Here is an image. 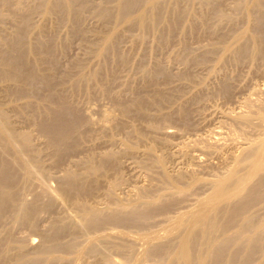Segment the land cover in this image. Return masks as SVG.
I'll return each instance as SVG.
<instances>
[{"label": "bare ground", "instance_id": "1", "mask_svg": "<svg viewBox=\"0 0 264 264\" xmlns=\"http://www.w3.org/2000/svg\"><path fill=\"white\" fill-rule=\"evenodd\" d=\"M194 2L201 4L200 10ZM215 2L100 0L95 4L92 0H0V264H87L88 257L93 258L92 264H139L148 259L156 264H264V136L250 142L226 172L212 180L165 175L161 157L150 156L149 145V166H157L156 174L167 182L168 191L152 193L154 189H142L135 199L115 200L112 190L117 183L113 180L108 191L111 201L104 207L94 205L88 197L101 177L114 167L117 154L108 151L99 155L93 152L94 148H87L74 160L75 168L66 169L73 153L97 133L96 120L84 114L82 104L95 100L96 94H111L109 84L116 77L117 67L126 62L127 49L122 51L116 46L120 32L133 30L140 42L147 34L163 42L171 32H177L179 47L186 50L187 37L195 33L197 25H205ZM239 5L236 11L245 18V26L233 30L228 39L217 41V63L229 57L234 62L253 60L264 54V0H242ZM86 12L99 20L100 28L86 29L82 18ZM215 14L219 20L231 18L220 10ZM34 15L39 16L36 21ZM87 31L92 37H87ZM77 36L83 40L81 47L91 60L77 57L71 61L75 72L69 77V86H65L57 81V61L67 51L70 38ZM143 71L149 77H169L159 66H145ZM224 91L227 92L226 85ZM79 92L81 98L76 97ZM166 96L154 90L147 98L160 103L167 101ZM114 105L115 110L105 115L111 131L121 129L118 116L141 111L145 102L138 97L130 104ZM178 113L183 114V109L179 108ZM258 115L264 118L263 112ZM140 129L138 124L129 126L137 138L142 136ZM34 133L42 136L41 146L34 143ZM127 140V149L132 150L134 143ZM54 167L66 170L53 192L46 185L45 175ZM192 192L197 195L193 207L170 219L163 234L149 233L156 214ZM26 194H31V199ZM56 198L72 206L76 223L65 215L54 216ZM43 212L53 214L48 215L47 229L41 230L39 216ZM130 227L141 230L139 236L145 248L140 253L127 240ZM106 228L115 231L108 233ZM82 230L93 234L80 243L78 233ZM24 231L34 235L38 232L39 243L31 245L29 234ZM114 254H119V261L111 259Z\"/></svg>", "mask_w": 264, "mask_h": 264}, {"label": "rangeland", "instance_id": "2", "mask_svg": "<svg viewBox=\"0 0 264 264\" xmlns=\"http://www.w3.org/2000/svg\"><path fill=\"white\" fill-rule=\"evenodd\" d=\"M92 1L96 4L100 0ZM241 1L242 0H214L216 3H214L215 11L213 10L212 13H208L209 16L205 18L207 21L205 20V25L203 27L197 25L198 28L195 27V33L187 37L186 50L180 49L177 32H171L168 38L165 41L163 40V42L159 41L151 34H147L145 38L142 39V43L133 30L120 32L116 40V46L122 51L127 49L125 51L126 62L119 68L117 67L116 77L113 79L115 81L112 80V85L111 82L109 84V88L112 87L110 88L111 94H108L109 96L106 94V96L104 94V96L96 94L94 97L95 100L91 99L88 103H81L83 105L84 114L96 120L94 129L95 132L97 131L95 134L96 137L84 141L83 150L80 149L79 152H74L73 154L75 155L71 156L70 162L68 161L66 163V169L75 168L74 160L79 159L89 148H94L93 152L99 155L108 151L117 154L118 158L114 167L110 169L105 176L101 177L93 194L88 197V200L94 205L104 207L109 201H111L108 191L110 189L109 182L113 180H116L115 182L117 183L115 186L116 189L114 188L112 190V195L115 200L135 199L138 197L140 190L142 189H154L152 193L159 190L163 191L164 189L165 191H168V188L166 187L168 186L167 182L156 174L158 171L157 166H149V157L147 156V147H149V145L151 149L150 156H153L154 158L161 157L162 169L165 175L176 178L179 174H183L184 178L187 179L195 176L205 180H212L217 176L224 174L233 164L234 158L239 156L253 141L264 136V118H260L258 115L259 112H263L264 114V54L262 56H257L253 60L244 58L240 60V62H234L230 57L226 58L227 60H224L221 63H217L216 61V55L219 49L214 45L217 41L223 38L228 39L233 30L241 29L245 26V18H243L240 12L236 11V7H238ZM197 3L198 2H194V5L196 4V9L200 10L201 4ZM219 10L228 13L231 18L229 20H219L217 14H215ZM38 17L39 16L34 15L33 20L36 21ZM82 18L84 26L86 25L85 27H87L86 29L101 27L99 20L92 14L86 12ZM233 27L235 29H233ZM58 28L60 29L61 27L59 26ZM60 30H62V28ZM201 30L203 32H201ZM86 35L87 37H92L89 31L86 32ZM81 40L82 39L78 36L70 38L67 51L64 54L62 53L59 61H57L56 68L58 71L56 75L58 78H56L58 82H63L65 86H69V77H72L75 72V67L71 64L74 59L77 57H86V59L89 58V60H91V57L85 53L81 47L83 45V40ZM144 45L145 47L142 48ZM135 48L137 50H135ZM141 49L143 50L141 51ZM133 50L136 52L133 53ZM192 56H194L195 59L194 57L192 58ZM145 66L162 67L168 72L169 77H160L154 74L150 77L146 76V72L143 71ZM188 68H190L189 70L191 73ZM254 71L257 72L253 73ZM66 72L68 74H65ZM223 75H225V77ZM155 79L157 80L155 81ZM152 81H154V85H151ZM160 81H162V83ZM223 85H226L227 92H223ZM143 86H145L146 89ZM231 86L233 87L231 88ZM228 88L230 89V92H228ZM154 90L164 92V94L167 95L165 98L167 101L164 100V102L153 103L151 99L149 100L147 97ZM129 92L131 94H129ZM140 93L143 96H140ZM79 94L80 95H76L77 98H81L80 96H82V93L79 92ZM105 97L107 98L105 99ZM138 97H141L145 102L142 110H132L133 112L127 114L125 117L118 116V121L122 122L121 129L119 130V128H117L118 130L113 129L114 132L111 131L108 126L109 123L105 119V115L115 110V107H113L115 106V102L130 104L134 98ZM179 108L183 109V114L178 113ZM98 113L100 118L98 117L97 119L96 117L98 116ZM250 117L252 118L250 119ZM130 124L136 126L138 124L139 129L141 128L142 136L139 137L140 139L137 138L136 134H132L131 131H129ZM259 127L262 128L259 129ZM129 138L134 143L132 150L129 148L127 149L126 143ZM42 142H44L42 136L34 133V143L41 146L43 144ZM218 145L220 147H218ZM57 168L58 167L51 168L45 175L46 185L53 192L56 189L57 181L63 177L64 170H66ZM26 197L31 199L32 196L31 194H26ZM196 197V193L192 192L182 200H179V203L170 206V208L162 213L156 214L151 220L148 229L149 233H155L158 235L163 234L164 227L167 226L169 220L187 208L193 207L196 202ZM56 200L58 201L54 216L65 215L68 217L69 221L76 223L77 217L72 206L60 201L59 198H56ZM52 214V212L50 214L44 212L41 213L39 216V221L42 222H39L41 230L47 229L48 221L50 219V216L48 215ZM128 230L129 234L127 240L132 242L134 250H136L135 252L140 253L145 248V243L139 236L141 230L135 227H130ZM112 231H115V228L105 229V232L108 233ZM25 232L26 231L23 233L26 235L27 233ZM37 233H35V235L32 233V235L31 232L28 231L29 240L32 241L31 245L35 242L34 245L39 243L40 235ZM92 234L93 233L87 234L86 231L82 230L78 233V241L83 243L84 239ZM92 259L93 258L88 257L85 262L87 264H92ZM111 259L119 261L120 256L119 254H114L111 255ZM150 260L151 259H148V261L146 260L139 264H156ZM63 263L70 264L69 261ZM103 264L109 263L105 262Z\"/></svg>", "mask_w": 264, "mask_h": 264}]
</instances>
